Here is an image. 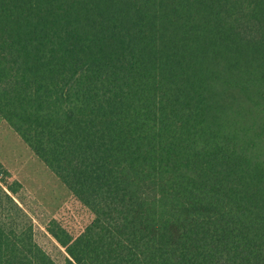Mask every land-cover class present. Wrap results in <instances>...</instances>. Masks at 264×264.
<instances>
[{
	"label": "trees",
	"instance_id": "1",
	"mask_svg": "<svg viewBox=\"0 0 264 264\" xmlns=\"http://www.w3.org/2000/svg\"><path fill=\"white\" fill-rule=\"evenodd\" d=\"M0 120L72 195L0 264H264V0H0Z\"/></svg>",
	"mask_w": 264,
	"mask_h": 264
},
{
	"label": "rangeland",
	"instance_id": "2",
	"mask_svg": "<svg viewBox=\"0 0 264 264\" xmlns=\"http://www.w3.org/2000/svg\"><path fill=\"white\" fill-rule=\"evenodd\" d=\"M0 161L11 173L8 182L19 181L23 188L12 194L0 181V224L20 231L29 223L43 225L59 216L71 201L70 189L37 157L14 129L0 120Z\"/></svg>",
	"mask_w": 264,
	"mask_h": 264
}]
</instances>
